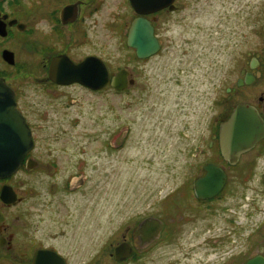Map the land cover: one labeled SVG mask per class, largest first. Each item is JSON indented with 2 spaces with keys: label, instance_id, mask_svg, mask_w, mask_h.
Wrapping results in <instances>:
<instances>
[{
  "label": "flooded vegetation",
  "instance_id": "af4514ba",
  "mask_svg": "<svg viewBox=\"0 0 264 264\" xmlns=\"http://www.w3.org/2000/svg\"><path fill=\"white\" fill-rule=\"evenodd\" d=\"M203 1L174 0L160 11L141 15L130 0H0V81L13 94L9 104L3 97L6 92H0V125L5 127V109L14 105L33 142L20 169L0 180V262L99 264L89 260L87 154L82 152L77 159L64 150L48 153L44 160V150L38 149L43 140L40 122L48 115L42 105L51 99L47 102L43 96L35 102L30 93L19 90L13 82L20 74L34 75L35 81L46 86L42 94L48 98L58 97L71 87L89 93V88L79 83H55L50 68L57 61L64 67L79 66L89 57L99 59L108 70L105 87L122 94L138 84L147 63L167 51L180 58L175 65L174 57L171 65H175L171 75L174 86L180 87L188 78L201 83L202 88L213 83L209 117L198 126L203 132L195 144L193 164L184 171L172 172L186 180L174 187L148 188L136 198L133 214L118 224L119 240L105 247L114 264H189L185 251L188 243L183 236L186 225L204 221L206 215L214 216L215 207L225 197L235 205L248 201L247 206L254 208V190L264 191V0L245 4L247 10L239 15L230 10L237 0H218L216 6L228 5L227 11L215 13L207 31L198 22L202 12L187 10L190 6L199 8ZM138 19L149 23L150 39L159 45L146 58L138 57L137 47L128 44L131 26ZM222 19L240 26L239 37L223 47L219 42L217 50L206 52L205 35L220 39ZM177 40L180 45L174 48ZM89 46L95 51L89 52ZM108 50L116 51L117 56ZM121 71L127 89L118 91L111 87V80ZM239 108L251 111L262 128L250 149L231 158L224 153V136ZM207 165L224 174L225 184L215 197L202 200L195 195L194 181L205 175L203 168ZM20 175L23 177L18 181ZM3 189L9 191L7 202L1 199ZM206 232H213V226ZM220 243L219 238L213 240L208 254L212 257L194 264H246L257 257L264 259L262 248L253 254L234 252L223 262ZM120 246L130 250L127 257L124 252V258L116 260L114 251ZM169 249L175 250L168 254Z\"/></svg>",
  "mask_w": 264,
  "mask_h": 264
},
{
  "label": "rangeland",
  "instance_id": "374dc122",
  "mask_svg": "<svg viewBox=\"0 0 264 264\" xmlns=\"http://www.w3.org/2000/svg\"><path fill=\"white\" fill-rule=\"evenodd\" d=\"M251 1L237 0L230 10L238 11L239 15L247 10L246 5ZM217 3L218 0H205L199 8L190 6L187 10L202 12L198 22L207 31L213 24L215 13L227 11L228 5L218 8ZM220 24V39L205 35L207 39L203 46L206 52L217 50L220 43L223 47L225 43L235 42L239 37V25L227 24L223 19ZM206 31L204 33L208 34ZM179 45L177 40L174 48ZM90 51H95L94 47L89 46ZM108 52L117 56L116 51ZM162 54L155 62L144 66V74L138 84L128 88V93L120 94L104 87L85 94L79 88L71 87L58 97L48 98L42 94L46 86L35 81L34 75L20 74L13 81L19 90L30 93L35 102L43 96L47 102L51 99L42 105L48 115L46 121L40 122L43 145L39 143L38 149L44 150V160L48 153L58 154L64 150L77 159L80 153L87 154L89 260L99 264H114L105 247L109 243L113 246L119 240L118 224L133 214L136 198L141 193L148 188L174 187L186 180L172 172L184 171L193 164L195 144L203 132L198 126L206 123L209 117L213 83H206V88H202L201 83L188 78L180 83V87L174 86L171 75L180 58L167 51ZM174 57L177 60L171 67ZM22 177L20 175L18 181ZM226 193H230V188ZM254 198L252 208L247 206L248 201L235 205L230 197H225L215 207L214 216L210 213L211 216L206 215L204 221L184 227L189 264L209 260L213 240L218 238L223 262L234 252L241 255L262 251L264 191L254 190ZM210 226H213V232L208 233L206 229ZM172 250L175 249H169L168 254ZM0 264L10 263L1 261Z\"/></svg>",
  "mask_w": 264,
  "mask_h": 264
},
{
  "label": "water",
  "instance_id": "95a60500",
  "mask_svg": "<svg viewBox=\"0 0 264 264\" xmlns=\"http://www.w3.org/2000/svg\"><path fill=\"white\" fill-rule=\"evenodd\" d=\"M174 0H130L135 11L146 15L168 7ZM150 25L143 19L133 22L128 44L137 47V55L146 58L153 55L159 48L155 40L150 39ZM54 62L50 68V78L59 84L79 83L92 91L104 88L109 82L108 70L105 64L97 58L89 57L79 66L66 65ZM63 77L65 80H63ZM124 71H121L111 80V87L118 91L127 88ZM0 92H6L3 97L11 104L13 94L9 87L0 81ZM5 127L0 125V180L7 179L16 173L25 159L26 154L33 148L31 132L14 105L5 109ZM2 122V121H0ZM256 116L248 109L239 108L232 118L224 136V153L227 157L238 155L252 147L259 139L261 125ZM205 175L194 181L195 195L198 199L206 200L215 197L221 192L225 184L224 174L215 166L207 165L203 168ZM9 191L3 189L1 199L7 202ZM129 247L120 246L114 251L116 260L127 257ZM126 256L122 257V253ZM246 264H264V259L257 257Z\"/></svg>",
  "mask_w": 264,
  "mask_h": 264
}]
</instances>
